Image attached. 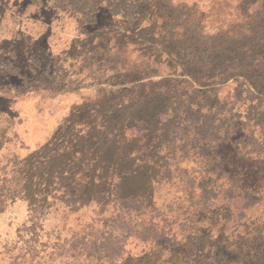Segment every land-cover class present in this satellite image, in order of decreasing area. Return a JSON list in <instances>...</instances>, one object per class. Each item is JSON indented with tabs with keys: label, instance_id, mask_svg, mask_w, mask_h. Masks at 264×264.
<instances>
[{
	"label": "rangeland",
	"instance_id": "1",
	"mask_svg": "<svg viewBox=\"0 0 264 264\" xmlns=\"http://www.w3.org/2000/svg\"><path fill=\"white\" fill-rule=\"evenodd\" d=\"M4 1L0 264H197L177 224L209 192L259 199L209 226L217 264H264V0ZM136 216L176 238L124 242Z\"/></svg>",
	"mask_w": 264,
	"mask_h": 264
},
{
	"label": "trees",
	"instance_id": "2",
	"mask_svg": "<svg viewBox=\"0 0 264 264\" xmlns=\"http://www.w3.org/2000/svg\"><path fill=\"white\" fill-rule=\"evenodd\" d=\"M41 3H45V1H49L51 2L53 8L59 12V13H63L64 15L68 16V17H73V18H83V16H87V11L83 12L82 11V5L81 9H73L71 6V1L70 0H38ZM78 1V0H77ZM142 1V0H141ZM82 4L85 2L84 0H81ZM101 2H104L101 0ZM96 3V6L92 9L94 10V12L98 11V7L102 4V3ZM104 6L105 9H108L109 12L118 17L121 13L120 11L117 9L116 6L111 7V5L108 4H104L102 5ZM97 9V10H96ZM88 13H90L88 11ZM88 17L89 14H88ZM121 17V16H120ZM228 64L226 63L223 66V69L226 71L228 70ZM198 113L195 112H189L188 115L189 116H197ZM195 183V181H193ZM198 183V182H197ZM199 183L196 186V189L199 188ZM194 189L193 193L195 196H197V198H199L200 196H205L207 195L204 192L201 193H197V190ZM106 194V193H104ZM227 195H230L231 197L226 199H222L221 198V202H224L222 204V207H217L219 204L215 203L214 201L217 199H219L218 196V192L217 193H208V197L205 198V203H203L200 207V209L198 210L199 214H196V210H193L191 212H189V214H187L186 212H188V210L185 209V213L187 214L186 219H183L184 221L182 223L177 224L179 227H185V229L181 230V232L179 231V235L181 236V240H184L186 242H189L188 247L184 249V251L187 252V255L190 256H195V262L197 264H204L207 262H211L213 264H217L220 259H222L224 257V255H220L218 254L219 250L221 248L224 247V243L229 241V236L226 235H221V232L219 231H215L211 234L212 229L210 231L209 226L215 227V226H225L226 223L229 222V220L232 218L231 214H233L234 209L229 210L228 207H230V205H234V203L230 204V202L234 199H245V200H250L252 201V203L259 201V199H255L253 198L252 195L250 194H244L240 193V194H236V193H228ZM188 196H190V194L188 193ZM182 199V197H181ZM186 199V198H185ZM188 199V198H187ZM119 200L123 201V202H129L132 204H140L143 203L142 200H138L135 198H126V197H122L119 196ZM187 201V200H186ZM196 204V202H195ZM189 206V207H188ZM186 208H190L193 207L194 204L188 205ZM225 207V210H224ZM243 209L246 208V205L242 206ZM146 210V209H145ZM226 213H230L229 218H225L223 221H220V218H222V214H219L220 211H222V213H224V211ZM149 211H151L149 209ZM144 210L140 211V214H143ZM140 216H136V218H139ZM245 214L244 213H238L236 217H234V221H239L241 218H244ZM140 222H135L138 223L139 226L143 225V229L140 231V233L134 234L133 236H131V234H127L124 237V242L125 239H128L129 237H134V239H138L142 244H145V246H142L144 248V250H146L147 248L149 250L152 249V246H154L159 240H163L165 242L168 241V237L167 236H171L173 237V239L176 238V234L175 235H167L169 234L168 232L164 233L163 228L159 229V227L155 224H152L151 220H145L142 217H140ZM218 221H220V223H218ZM213 223H215L216 225H214ZM218 223V224H217ZM237 223V222H234ZM233 223V224H234ZM171 225L174 223H170ZM221 224V225H220ZM232 224V225H233ZM242 225H245L242 223ZM147 226L149 227H154V233L153 236L151 237V235H149V230L151 228H147ZM228 229V228H227ZM214 234V235H213ZM224 234V233H223ZM123 242V241H122ZM148 242H150V244L148 245ZM229 244V243H228ZM227 244V245H228ZM223 246V247H221ZM120 261H123L124 259V254H127L128 251H125V246L124 244L120 245ZM128 257V256H126ZM191 258V257H190ZM104 259V258H102ZM101 259L98 258L97 261H100ZM106 260V259H104Z\"/></svg>",
	"mask_w": 264,
	"mask_h": 264
},
{
	"label": "crops",
	"instance_id": "3",
	"mask_svg": "<svg viewBox=\"0 0 264 264\" xmlns=\"http://www.w3.org/2000/svg\"><path fill=\"white\" fill-rule=\"evenodd\" d=\"M4 3H7V4H9V1L8 0H6V1H4ZM52 8H53V6H52ZM54 9V8H53ZM19 10V9H18ZM55 10V9H54ZM66 16V15H65ZM113 17H115V18H117L116 16H114V15H112ZM138 16V15H137ZM28 20H32V19H28ZM135 21H137V18L134 20V22ZM47 21H41V20H37L36 21V23H38L39 25H41V26H46V25H44V23H46ZM46 28H47V26H46Z\"/></svg>",
	"mask_w": 264,
	"mask_h": 264
}]
</instances>
